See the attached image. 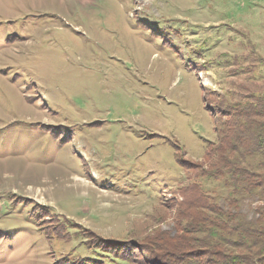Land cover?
<instances>
[{"label": "rangeland", "instance_id": "obj_1", "mask_svg": "<svg viewBox=\"0 0 264 264\" xmlns=\"http://www.w3.org/2000/svg\"><path fill=\"white\" fill-rule=\"evenodd\" d=\"M251 91L264 0H0V264H158L213 106Z\"/></svg>", "mask_w": 264, "mask_h": 264}, {"label": "trees", "instance_id": "obj_2", "mask_svg": "<svg viewBox=\"0 0 264 264\" xmlns=\"http://www.w3.org/2000/svg\"><path fill=\"white\" fill-rule=\"evenodd\" d=\"M213 107L217 141L208 142L205 163L192 167L195 179L180 190L175 232L167 237L160 231L142 245L158 264H264V92L251 91L235 101L221 97ZM177 162L184 168L181 158ZM199 178L223 183V204ZM255 193L257 215L248 219L240 211V197ZM95 250L128 260L101 245Z\"/></svg>", "mask_w": 264, "mask_h": 264}]
</instances>
